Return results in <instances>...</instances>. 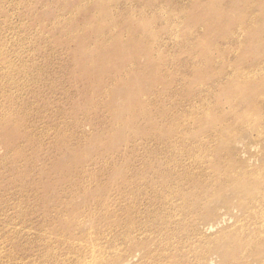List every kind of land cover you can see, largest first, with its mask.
Masks as SVG:
<instances>
[{
  "label": "rangeland",
  "instance_id": "obj_1",
  "mask_svg": "<svg viewBox=\"0 0 264 264\" xmlns=\"http://www.w3.org/2000/svg\"><path fill=\"white\" fill-rule=\"evenodd\" d=\"M0 264H264V0H0Z\"/></svg>",
  "mask_w": 264,
  "mask_h": 264
},
{
  "label": "bare ground",
  "instance_id": "obj_2",
  "mask_svg": "<svg viewBox=\"0 0 264 264\" xmlns=\"http://www.w3.org/2000/svg\"><path fill=\"white\" fill-rule=\"evenodd\" d=\"M251 256H252L253 258H257L254 254H252ZM259 256H260V255H259ZM259 256H258V257H259Z\"/></svg>",
  "mask_w": 264,
  "mask_h": 264
}]
</instances>
